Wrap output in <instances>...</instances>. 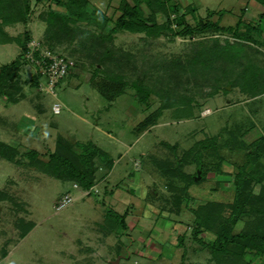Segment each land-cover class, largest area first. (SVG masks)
Returning <instances> with one entry per match:
<instances>
[{
    "label": "rangeland",
    "instance_id": "374dc122",
    "mask_svg": "<svg viewBox=\"0 0 264 264\" xmlns=\"http://www.w3.org/2000/svg\"><path fill=\"white\" fill-rule=\"evenodd\" d=\"M28 1L27 23L24 27L5 28L8 36L26 31L37 56L48 51L66 59L71 66L54 87L52 97L38 90V85L44 87L46 80L35 75L33 66L22 61L16 78L7 85L16 102L8 104L4 96L0 98V142L16 147L20 153L36 151L41 159H46L56 136L71 144L91 141L107 154L112 168L106 176L100 168L94 185L83 191L75 183L44 176L19 156L16 164L0 159V196H3L0 264H109L116 258H119L117 264H209L205 261V251L190 240V213L185 208L178 215L165 211L166 184L153 161L174 162L175 155L194 142L213 138L222 158V172L230 174L244 162L245 144L264 136V93L249 98V92L257 93L264 88V47L233 40L230 32L203 31L182 37L175 35L178 26L173 21L171 31L156 36L118 32L110 38L106 34L110 22L104 30L77 22L71 26L72 39L57 42L46 36L38 18L48 8L59 12L63 9L52 3ZM118 1L88 0L87 10L95 8L112 22L119 15ZM169 2L179 7L187 25L193 27L197 20L210 17L221 27H233L241 18L242 24H260L264 40V17H259L264 9L253 1ZM141 8L145 17L148 11L143 5ZM188 8L193 9L192 14ZM210 12L219 15L210 16ZM169 18L172 20L173 15ZM164 21L163 16L156 14L157 24ZM214 44L224 45L232 60H214L210 65L214 70L208 72L204 67L201 69L202 64L207 66L206 55L204 62L195 63V67V59L191 61L195 53ZM18 54L17 44L0 45V66ZM95 67L99 72L91 81ZM219 67L224 72L218 71ZM33 74L37 76V85L32 87ZM170 76L175 78L169 79ZM216 76L218 79L211 81ZM111 77L122 79L124 88L120 96L108 103L93 83ZM205 78H210L208 83H203ZM213 82L217 83L213 85ZM135 84L141 86L143 93L150 94L144 104L138 101ZM162 98L176 108L179 102L190 100L195 116L178 120L173 118L174 107L166 109L152 127L136 133L137 124L156 112ZM54 103L59 105L58 114L51 111ZM160 142L175 145V152L170 153ZM211 144L209 141L210 148ZM204 160L214 162L209 152L201 162ZM196 169L194 164L183 172L194 175ZM228 182V176L205 172L203 167L201 182L188 187L189 204L230 202L233 193ZM258 189L259 185L252 186V193ZM65 195L71 200L58 208ZM105 209L119 214L128 210L124 219L127 230L117 234L120 248L115 231L103 236L99 229ZM19 220L32 224L23 236L17 227ZM242 225L237 222L233 232H238ZM177 236L184 239L182 260V250L176 248ZM203 238L210 240L212 236L203 233ZM260 261L264 264V256ZM258 263L256 260L253 264Z\"/></svg>",
    "mask_w": 264,
    "mask_h": 264
},
{
    "label": "trees",
    "instance_id": "16d2710c",
    "mask_svg": "<svg viewBox=\"0 0 264 264\" xmlns=\"http://www.w3.org/2000/svg\"><path fill=\"white\" fill-rule=\"evenodd\" d=\"M35 4L52 3L54 6L63 9V12L55 11L48 8L41 14L38 20L43 23L44 33L48 35L50 40L60 42L67 38L72 39L74 30L72 24L77 22L92 24L95 27L104 30L107 23H111L110 28L106 32L110 38L118 32L128 33H145L156 36L162 31L170 30L171 22L178 26L175 35L192 36L200 34L203 31H211L215 33H228L233 40L240 42H249L252 44L264 47V40L261 38L262 29L260 24H242L241 18H238L233 27H221L218 21L212 22L210 17L204 20H197L195 26H190L184 23L183 15L179 12V7L176 4L170 3L169 0H119L116 10L119 15L111 22L108 17L99 10L93 8L87 10L88 0H33ZM257 3L264 9V0H249ZM141 5L148 11L147 15L143 16ZM190 14L193 9L188 8ZM156 14L165 18L163 24L156 23ZM218 14L210 12L208 15ZM173 15L171 20L169 17ZM219 15V14H218ZM30 16L28 0H0V45L17 44L19 54L11 62L0 66V98L5 97V103L13 104L15 95L13 91L8 89L10 84L17 76L18 69L22 65L23 55L26 52V43H28V33L23 31L21 35L8 36L5 28H12L15 25L22 27L28 21ZM260 19L264 17V12L259 15ZM176 26V27H177ZM240 28L243 31L240 32ZM28 41V42H27ZM51 42V41H50ZM227 44V42H225ZM224 45L217 44L204 49L202 48L191 61L195 59V63H203L204 57L207 66L202 64L208 71L214 70L211 67V62L214 60H232V55L223 49ZM109 58L108 53H105ZM25 62V61H24ZM100 65V64H97ZM201 65V64H200ZM195 67H197L195 65ZM218 71L224 72L222 68ZM254 71V70H253ZM99 72V68L95 67L91 75V81ZM259 73V72H258ZM36 75V74H35ZM34 74L30 78V86L37 85V76ZM174 79V76L168 77ZM217 80L214 77L211 81ZM210 78H205L203 83H208ZM123 80L117 77H111L98 81L94 87L98 93L108 102L111 103L116 97L122 94L124 84ZM217 82H213L215 85ZM138 101L145 103L148 99L149 92L143 93L139 84L133 85ZM224 91V89H222ZM259 90V89H258ZM264 93V88L259 92H249V98L259 96ZM4 96V97H3ZM190 100L179 102V106L174 107L171 101L162 98L159 101L158 109L155 113L145 116L139 122L134 130L140 134L152 127L155 120L160 116L161 111L175 108L173 118L178 120H189L193 118L194 112ZM209 141L212 142L210 148ZM169 152H175V145H169L164 142L159 143ZM244 162L240 166H235L230 174L222 172L220 165L222 158L219 155L218 147L215 140L209 138L194 142L183 153L174 157L173 160L165 159L163 161H153L155 170L164 178L165 188L168 193L167 198H163V203L167 204L165 211L169 214L178 215L183 208L191 215V230L190 240L198 244L206 253L205 261L209 264H253L264 256V136L245 144ZM210 153L213 163L201 162L204 155ZM25 160L26 164L37 172L59 182L75 183L80 190L89 191L94 185L98 170L103 169L104 176L112 168V163L108 160L107 154L100 150L91 141L83 143H69L61 136L55 137L52 151L48 152L46 159H41L36 151L28 150L20 153L16 147L0 142V159L8 163H17V157ZM263 161V162H262ZM196 165L199 173L197 180H194V175L183 172L185 167ZM205 167V172H214L215 174L228 176V184L232 187V200L230 202L206 201L194 206L189 204L187 190L193 183L201 182V175ZM102 178V177H101ZM259 185L257 193H252V186ZM3 196H0V200ZM162 198H160L161 200ZM128 210L119 214L111 209H105L102 217V223L99 229L103 236L111 234L115 231L114 236L117 238L119 248L121 243L120 236L126 232L125 217ZM237 222H242L243 225L238 232H233ZM20 226H17L19 233L23 236L28 233L31 228V223L23 224L19 220ZM118 231V232H117ZM203 233H209L212 238L205 240ZM183 236L176 237V248L182 250L180 259L182 260L185 252L183 248ZM116 242V243H117ZM117 253V252H116Z\"/></svg>",
    "mask_w": 264,
    "mask_h": 264
},
{
    "label": "built area",
    "instance_id": "2783aa9c",
    "mask_svg": "<svg viewBox=\"0 0 264 264\" xmlns=\"http://www.w3.org/2000/svg\"><path fill=\"white\" fill-rule=\"evenodd\" d=\"M37 46V43H36ZM34 51V52H33ZM23 60L33 66L34 74H38L41 78L46 80L44 87L38 85V90H43L44 93L55 96L53 90L54 87L67 75V71L71 66V63L64 58L52 55L51 52L37 53L34 50V45L26 44V52L23 55ZM53 114H58L59 105L54 103L51 107ZM71 199L68 195L63 196L57 204L58 208L66 206Z\"/></svg>",
    "mask_w": 264,
    "mask_h": 264
},
{
    "label": "water",
    "instance_id": "95a60500",
    "mask_svg": "<svg viewBox=\"0 0 264 264\" xmlns=\"http://www.w3.org/2000/svg\"><path fill=\"white\" fill-rule=\"evenodd\" d=\"M198 177H199V173L197 172L195 177H194V180H197ZM118 261H119V258H116V260L109 262V264H117Z\"/></svg>",
    "mask_w": 264,
    "mask_h": 264
},
{
    "label": "crops",
    "instance_id": "0c3cea01",
    "mask_svg": "<svg viewBox=\"0 0 264 264\" xmlns=\"http://www.w3.org/2000/svg\"><path fill=\"white\" fill-rule=\"evenodd\" d=\"M59 111H60V109H59ZM59 113V112H58ZM69 184H71V183H69Z\"/></svg>",
    "mask_w": 264,
    "mask_h": 264
}]
</instances>
